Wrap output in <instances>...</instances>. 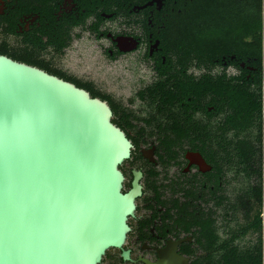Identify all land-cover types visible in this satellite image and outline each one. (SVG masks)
<instances>
[{"label": "flooded vegetation", "instance_id": "1", "mask_svg": "<svg viewBox=\"0 0 264 264\" xmlns=\"http://www.w3.org/2000/svg\"><path fill=\"white\" fill-rule=\"evenodd\" d=\"M187 5L0 0V43L23 64L108 102L110 122L129 142L118 170L133 210L124 243L106 250L100 264H211L257 238L256 162L243 161L242 143L230 141L242 119L229 108L227 83L244 66L185 44L194 27ZM84 36L93 45L90 60L110 72L93 74L83 54L73 55Z\"/></svg>", "mask_w": 264, "mask_h": 264}, {"label": "water", "instance_id": "2", "mask_svg": "<svg viewBox=\"0 0 264 264\" xmlns=\"http://www.w3.org/2000/svg\"><path fill=\"white\" fill-rule=\"evenodd\" d=\"M105 102L0 55V264H100L128 231L129 142Z\"/></svg>", "mask_w": 264, "mask_h": 264}, {"label": "trees", "instance_id": "3", "mask_svg": "<svg viewBox=\"0 0 264 264\" xmlns=\"http://www.w3.org/2000/svg\"><path fill=\"white\" fill-rule=\"evenodd\" d=\"M186 2L194 27L193 34L183 39L185 44L194 46L198 55L214 59L224 55L228 60L233 57L230 63L237 69L243 63L240 78L227 83L229 108L242 119L240 132L233 133L230 141L242 143L238 152L243 161L255 160L259 179L260 210L253 223L257 234L254 244L230 246L227 260L211 264H264V219L258 218L264 211V0ZM15 54L8 44L0 43V55L22 63ZM89 96L95 98L93 94ZM243 169L247 173L245 162Z\"/></svg>", "mask_w": 264, "mask_h": 264}, {"label": "rangeland", "instance_id": "4", "mask_svg": "<svg viewBox=\"0 0 264 264\" xmlns=\"http://www.w3.org/2000/svg\"><path fill=\"white\" fill-rule=\"evenodd\" d=\"M72 46H73L72 47L73 55L80 53V54H83V57L87 58V60L84 61L85 63L83 65L91 73H93V74L98 73V74L103 75V74L110 72V70H105L103 67L98 68V65L95 66L94 63L90 60V58L92 59V57L94 56V49L92 47L93 45H92L91 41L89 39H87V37L84 36V38H82V40L80 42L74 43ZM70 54H72V53H70ZM73 55H70L69 60H68V63L71 65L75 61V60H73V58H74ZM124 64L128 65V63L124 62V63H121V66L123 67ZM123 68L116 67V68H113V70L116 73H118V70H120V75L122 77V76H124L123 73H126V71H121ZM127 74H128V71H127Z\"/></svg>", "mask_w": 264, "mask_h": 264}]
</instances>
